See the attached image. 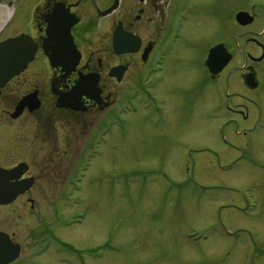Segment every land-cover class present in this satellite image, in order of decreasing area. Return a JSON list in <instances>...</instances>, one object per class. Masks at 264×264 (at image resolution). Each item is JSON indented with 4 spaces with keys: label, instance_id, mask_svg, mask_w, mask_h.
<instances>
[{
    "label": "rangeland",
    "instance_id": "1",
    "mask_svg": "<svg viewBox=\"0 0 264 264\" xmlns=\"http://www.w3.org/2000/svg\"><path fill=\"white\" fill-rule=\"evenodd\" d=\"M188 3L189 45L166 61L162 109L127 114L124 137L115 130L74 176L88 128L58 122L35 205L0 207V231L22 247L14 264H264V64L258 90L242 77L245 50L255 52L243 34L264 29V0ZM239 11L255 22L240 27ZM8 13L0 6V25ZM218 43L237 55L213 82L204 62Z\"/></svg>",
    "mask_w": 264,
    "mask_h": 264
},
{
    "label": "flooded vegetation",
    "instance_id": "2",
    "mask_svg": "<svg viewBox=\"0 0 264 264\" xmlns=\"http://www.w3.org/2000/svg\"><path fill=\"white\" fill-rule=\"evenodd\" d=\"M0 6L9 10L0 25V42L24 35L28 38L26 42L36 46L26 69L0 88V168L13 173L9 180L12 186H28L14 201L0 207L13 205L25 197L34 206L31 191L37 186L45 156L52 159L57 149L54 143L60 138L58 122L88 128V144L76 164L74 176L79 169L84 172L91 169L95 158L103 156V146L109 143L115 130L119 139L124 137L127 114L136 112L139 105L147 108L149 103L162 109L166 99L161 91L166 61L180 47L186 49L189 45L182 40L183 15L189 3L188 0H3ZM7 18L10 19L3 26ZM117 30L116 43L121 51L114 46ZM243 35L255 52L245 50L250 64L243 67L242 77L255 72L259 86L248 88L258 90L261 83L257 65L264 64V29ZM225 46L232 54V62L237 52ZM115 69L116 75L112 73ZM223 72L217 75L208 72V76L216 82ZM81 78H85L84 84L77 90ZM24 99L26 105L19 110ZM59 99L69 105H58ZM73 184L70 181L69 186ZM0 232L18 243L13 234Z\"/></svg>",
    "mask_w": 264,
    "mask_h": 264
},
{
    "label": "water",
    "instance_id": "3",
    "mask_svg": "<svg viewBox=\"0 0 264 264\" xmlns=\"http://www.w3.org/2000/svg\"><path fill=\"white\" fill-rule=\"evenodd\" d=\"M2 0H0L1 2ZM255 17L249 12L240 11L236 15V21L242 25H250L254 22ZM118 30L114 37V46L117 51L119 46L116 42ZM28 38L24 35H20L15 38H9L0 42V88L13 78L15 75L20 74L32 61L36 46L32 42H26ZM123 51V50H122ZM232 59V54L228 51L226 46L221 43L214 46L208 55L205 65L209 71L216 75L223 71V69L229 64ZM118 69L113 70V74L116 75ZM85 78H81L78 82L77 89L84 84ZM245 84L250 88H256L258 82L255 72H249L245 75ZM26 104V99L21 102L20 108L22 109ZM58 105L68 106L67 102L58 100ZM12 172L0 168V204H9L16 198L17 195L23 193L28 186L24 184L11 185L9 183ZM21 252V246L18 243H13L9 235L0 232V264H9L16 260Z\"/></svg>",
    "mask_w": 264,
    "mask_h": 264
},
{
    "label": "bare ground",
    "instance_id": "4",
    "mask_svg": "<svg viewBox=\"0 0 264 264\" xmlns=\"http://www.w3.org/2000/svg\"><path fill=\"white\" fill-rule=\"evenodd\" d=\"M254 22H255V20H254ZM254 22H253V23H254ZM253 23H252V24H253ZM225 68H226V67H225ZM225 68H224V69H225ZM224 69H223V70H224Z\"/></svg>",
    "mask_w": 264,
    "mask_h": 264
}]
</instances>
